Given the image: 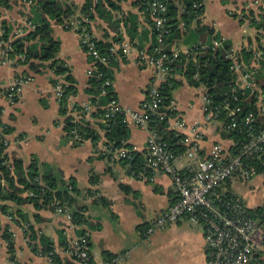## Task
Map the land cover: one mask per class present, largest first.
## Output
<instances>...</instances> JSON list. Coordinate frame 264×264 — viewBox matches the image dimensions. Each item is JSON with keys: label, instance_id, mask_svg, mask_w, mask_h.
<instances>
[{"label": "crops", "instance_id": "1", "mask_svg": "<svg viewBox=\"0 0 264 264\" xmlns=\"http://www.w3.org/2000/svg\"><path fill=\"white\" fill-rule=\"evenodd\" d=\"M75 7L73 17L81 15L85 0H61ZM204 13L195 20L181 36L174 40L170 51L185 55L197 46H207L214 41L228 42L232 49H264V0H201ZM20 0L12 2L7 10H1L0 21L4 20L14 33L27 20V7ZM127 0L120 4V10L112 11L115 21H121L127 14L136 15V29L130 34L122 21L114 30L113 21L106 15L95 16L89 21L92 36L104 43L117 36L131 44L128 53H118L113 59L112 90L120 108L142 109L147 90L153 79V70L138 59L137 50H149L152 45V31L145 15ZM82 16V15H81ZM71 17V19L73 18ZM52 36L59 41L57 59L75 82V93L70 97V108L90 105L86 119L95 123L90 113L95 110L88 91L87 71L91 58L80 45L76 31L64 24L51 22ZM200 29H203L201 32ZM166 46V47H167ZM256 61L249 63L253 68ZM260 67V65H259ZM27 78L21 93L10 102L4 88L0 89V111L2 123L12 132L7 136V154L23 162L24 167L35 161L41 172H50L65 182L73 181L79 191L97 190L107 206L90 204L88 225L84 226L88 252L95 264H207V240L204 227L192 224L187 218L175 224L148 233L151 223L169 206L177 201L170 177L160 171L135 175L130 165L107 152L103 145V131L94 125L101 136L97 145L91 141L74 139L65 133V117L60 116L59 101L51 81L60 79L48 67H40L38 73L30 70L29 64L16 62L2 64L0 58V83ZM180 85L172 92L169 128L182 137L185 156L176 166L181 174L197 169V161L208 158L216 145L230 153L234 142L223 138L222 124L209 118L205 97L207 88L191 85L184 75H175ZM77 114V113H76ZM75 115V113H72ZM128 144L132 152L146 155L148 131L128 124ZM194 149L195 156L187 154ZM179 155V154H178ZM238 197L248 209L264 205V176L252 181L233 179L220 187ZM7 214L0 210V264H54L49 257L38 252V243L30 241L24 227L14 222L9 213L21 211L38 235L49 238L55 251L62 258H70L60 246L78 238L76 228L62 214L44 208L35 209L32 204H6ZM10 236L13 250H9ZM36 245V247L34 246ZM105 254L118 258L116 263L105 261ZM255 254L250 264L264 261ZM257 258V259H256Z\"/></svg>", "mask_w": 264, "mask_h": 264}, {"label": "trees", "instance_id": "2", "mask_svg": "<svg viewBox=\"0 0 264 264\" xmlns=\"http://www.w3.org/2000/svg\"><path fill=\"white\" fill-rule=\"evenodd\" d=\"M16 0H0L1 10H7L12 6V2ZM21 5L26 6L24 2L29 0H20ZM32 4L27 7L25 17L30 21L35 28L28 31L24 36L17 37L11 42L12 50L10 56L23 55L24 64H29L30 70L34 73L39 72L40 67H48L56 76H61L60 79H53L51 81L54 86L58 80L63 81V94L59 99L60 116L65 117L64 131L67 135L72 136L73 132L77 134L81 142L91 141L97 145L101 140V136L95 129H101L104 133L102 136L103 145L107 152L115 154L120 149L128 151L129 158L122 159L125 163L130 165V170L135 175H140L146 172L148 176L150 169L146 167L145 156L139 153L132 152L128 144L130 137L129 128L124 116L121 113H116L108 118L105 117L107 103L114 97L112 88L107 89L105 95H101L102 80L94 77H89L88 91L91 93V104L95 106V110L90 113V117L95 119L93 124L86 119L87 112L84 108L74 105L70 108V97L75 93L74 79L67 74V69L62 62L57 59L59 52V41L52 36L51 22L55 24H65L68 19L74 15L75 7L73 4L61 0H31ZM127 0H85L81 9V15L84 17L82 24L89 28V21H93L95 16L103 17L106 15L107 21H113L111 15L112 11L120 10V4ZM133 4L139 8V11L146 15V8L150 0H133ZM167 5L165 17L167 19V26L169 34L165 39L166 46L178 39L184 28L189 29L190 25L195 21H199L204 13V7L201 0H162ZM86 20V21H85ZM123 28L130 34L135 31L136 15L127 14L121 19ZM121 21H113L115 25L114 30L119 27ZM152 24V22H148ZM0 28L4 33L0 36V40L6 41L11 33L10 27L4 20L0 21ZM203 32V29H200ZM152 31V30H151ZM92 35V34H91ZM122 37L117 33V36L111 42L104 43L95 39L97 49L102 55L108 54V48L113 42H120ZM154 43V36L152 33V45ZM152 45L149 50H151ZM231 49L228 42H223L220 47H213L212 43L207 46H197L194 48L195 57L192 55L178 54L176 57L171 56L170 46L166 47V53L172 58L171 68L175 75H184L191 85L203 84L207 88V97L212 107L223 106L229 103L232 109H236L235 119L237 126L235 129L226 131L225 126L230 119L226 113H222L219 117L222 123L223 138L232 139L234 142L233 148L230 149L229 157H235L239 154L241 146L247 140L246 128L243 120L249 114L255 116L254 127L256 130L262 128L263 117L260 115V108L258 106V97L264 96V54L259 61V69L256 71L251 80L254 90L241 91L233 93L232 89L235 87L236 74L232 71V61L226 57L227 50ZM108 66L99 65L98 68L102 71L104 78L113 80V70L111 68L113 59ZM240 61L249 65L253 59V51L242 50L239 55ZM19 62V61H18ZM197 76V79L194 78ZM180 85V82L174 77L168 83L160 88L161 104L160 113L164 118L153 115L149 121V128L154 131L159 140L166 143L168 151L172 155H180L185 152L186 148L183 145L182 137L175 131L169 128V117L173 112L170 109L172 102V92ZM234 96L237 97L234 100ZM75 113V115H72ZM77 113V114H76ZM12 132L10 127L5 126L1 121L0 111V210L7 214L8 207L6 204L13 203L15 205L32 204L35 209L48 208L55 210L56 207H67L71 215V224L76 228L78 238L86 241V231L84 226L88 225L89 207L93 203L95 205L101 204L107 206L108 202L103 197L94 199L97 195V190L90 189L86 191H79L73 181L65 182L56 177L50 172H41L38 164L32 161L27 167H24L23 162L19 159L9 156L6 152L7 136ZM250 166H255L258 172L263 171L261 163L254 161H247ZM221 192V191H220ZM31 193L32 196L27 195ZM224 198L228 200H239L229 192H221ZM246 213L252 219H255L260 231L264 234V217H262L263 207L248 209L245 208ZM14 222L23 226L26 235L30 241L38 243V252L46 255L54 264H79L72 258H62L55 251L54 243L43 235H38L36 231L30 226L27 216L21 211L9 213ZM5 239L9 242V250H13V245L10 236L5 235ZM36 247V245L34 244ZM60 246L65 250L68 243L60 242ZM260 258V257H258ZM114 259V255L105 254V261L110 262ZM257 259V258H256ZM264 261V260H262ZM264 264V262L262 263Z\"/></svg>", "mask_w": 264, "mask_h": 264}, {"label": "built area", "instance_id": "3", "mask_svg": "<svg viewBox=\"0 0 264 264\" xmlns=\"http://www.w3.org/2000/svg\"><path fill=\"white\" fill-rule=\"evenodd\" d=\"M24 3L26 7H29L32 1L29 0ZM166 11L167 5L162 0H150L146 8L145 17L148 22H152L149 25L154 36V43L151 50H137V55L142 64L153 70V79L147 90L142 109L135 111L120 108L115 98H112L105 106L106 118L121 113L127 125L134 124L148 131L145 155L146 167L152 172L160 171L168 175L178 195L177 201L151 223L147 232L151 233L155 229L164 228L187 218L190 223L204 227L207 240V264H250L255 254L260 255V259L264 260V234L260 231L256 220L248 216L243 202L225 199L224 194L220 192V187L233 179L248 182L256 177L264 176V169L262 172H258L255 166H250L247 163V161L258 162L264 168V96H259L257 100L260 115L263 117L262 128L255 129L254 122L256 119L253 114L245 117L243 124L246 128L247 140L241 146L238 155L229 157L220 145H216L208 158L197 161V169L181 174L176 164L185 155H172L168 151L166 143L160 141L156 133L149 128V121L153 115L159 116L160 119L164 118L163 114L159 112L162 101L160 88L175 77L170 66L172 58L166 53L165 39L169 34L165 17ZM83 18L80 15L68 19L64 26L76 31L78 34L82 49L91 58V66L87 71V75L102 80L100 94L105 95L107 89L112 88V80L104 78L98 66H108L112 57H116L118 53L124 55L125 52L131 51L133 47L124 41L113 42L108 48V54L102 55L96 47L95 38L87 30V27L82 24L84 22L82 21ZM34 28L35 26L26 20L20 29L10 33L6 41L0 40L2 64L13 65L18 61L24 62L23 55L10 56L11 42L17 37L24 36ZM3 33L4 30L0 28V36ZM212 45L213 47H220L222 42L214 41ZM193 50L186 52L185 55L193 54L195 57L197 53H194ZM249 50L253 51V59L256 61L253 68H248L249 65L240 61L239 55L241 52L239 49L231 48L227 50L226 57L232 61L231 69L236 74L235 87L232 89L233 93L237 90H254L251 80L259 69V61L264 54V49ZM178 54L172 52L171 56L176 57ZM194 78L197 79V76ZM28 82L29 79L27 78L16 79L7 84L0 83V89L4 88L3 90L7 93L10 102H13ZM62 85L63 81L58 80L53 86L58 101L62 98ZM236 99L237 97L234 96V100ZM205 103L209 118L221 123L219 117L222 113H226L230 121L224 127L225 130L235 129L237 126L236 109H232L229 103H225L221 107H212L207 94ZM90 108V105L85 106L86 111ZM72 137L80 140L74 132ZM5 144L7 145L8 141ZM128 154L127 150L120 149L116 152V157L125 159L129 158ZM187 155L194 157V149ZM27 195L32 196L31 193ZM54 212L64 215L70 223V228H74L67 207H56ZM262 217H264V205ZM64 253L79 264H95L85 242L80 238L72 240ZM117 261L118 258L112 259V263Z\"/></svg>", "mask_w": 264, "mask_h": 264}]
</instances>
